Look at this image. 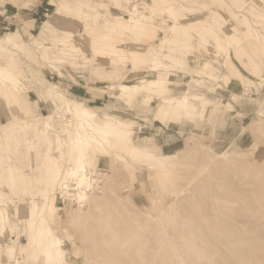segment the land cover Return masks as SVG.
<instances>
[{
    "label": "rangeland",
    "instance_id": "rangeland-1",
    "mask_svg": "<svg viewBox=\"0 0 264 264\" xmlns=\"http://www.w3.org/2000/svg\"><path fill=\"white\" fill-rule=\"evenodd\" d=\"M0 64V264H264V0H0Z\"/></svg>",
    "mask_w": 264,
    "mask_h": 264
},
{
    "label": "bare ground",
    "instance_id": "bare-ground-1",
    "mask_svg": "<svg viewBox=\"0 0 264 264\" xmlns=\"http://www.w3.org/2000/svg\"><path fill=\"white\" fill-rule=\"evenodd\" d=\"M58 2V1H57ZM153 6V5H152ZM58 7V6H57ZM145 7H147V6H145ZM149 8V7H148ZM152 8V7H151ZM146 10V9H145ZM156 11V10H155ZM137 12V11H136ZM159 13H161V12H159ZM136 16V15H135ZM87 18V17H86ZM131 18V17H130ZM132 19V18H131ZM131 21H133V20H131ZM135 21V20H134ZM127 24H128V22H126ZM130 23V22H129ZM132 24H134V25H139L138 24V22H131ZM125 25V24H124ZM130 25V24H129ZM152 25H153V23H152ZM113 26V25H112ZM112 26H110L109 28L111 29V28H113ZM155 26V25H154ZM129 27V26H128ZM114 29V28H113ZM126 29V28H125ZM124 29V30H125ZM115 30V29H114ZM117 30V29H116ZM138 30V29H137ZM121 31H123V30H121ZM113 32H115V31H113ZM96 33V32H95ZM104 33V32H103ZM106 33V32H105ZM116 33V32H115ZM107 34V33H106ZM110 35H111V33H109ZM109 34H107L108 36H109ZM124 34V33H123ZM113 35H115V34H113ZM116 35H118L117 33H116ZM121 35V34H120ZM239 41V40H238ZM243 43V42H242ZM86 44V43H85ZM256 44V43H255ZM252 45V44H251ZM244 46V45H243ZM77 48H79V47H74V49L75 50H78ZM251 52H249V54L250 55H252V54H254L255 53V46H252L251 48ZM248 50V49H247ZM231 66V65H230ZM230 69H232V67L230 68ZM229 70V69H228ZM238 70V69H237ZM231 71H233V69L231 70ZM0 72H1V74H4V75H6V76H8V77H11V76H14V74H13V72L6 66H4V67H2L1 66V64H0ZM236 72V71H235ZM234 74V73H233ZM233 74H232V76H233ZM1 77V76H0ZM3 78V77H2ZM13 83V82H12ZM12 86V85H11ZM15 86V85H14ZM14 86H13V89H15L14 88ZM19 86V85H18ZM17 89V88H16ZM18 90V89H17ZM4 92H5V95H4V97H6L7 99H12L13 100V102H17V99H18V97H17V95L16 94H14V92H13V90L10 88V86H8L7 85V88L4 90ZM61 101H62V99H61ZM70 103V102H69ZM69 112H70V110H69V107H68V109H67ZM76 109H74V111H75ZM95 111V110H94ZM77 113V110H76V112H75V114ZM85 113V112H84ZM87 114V113H86ZM78 115V114H77ZM88 116V115H87ZM77 117V116H76ZM89 117V116H88ZM43 118L48 122V121H50V117H46V116H43ZM97 116H96V114L95 113H92V114H90V119L92 120V122H94L95 121V127L96 128H94L95 129V135L94 136H92L91 137V139L89 138L90 137V135L91 134H93L94 133V131L91 133V134H85V135H83V133H82V131L80 132V133H77V134H75V135H77V136H80V139L79 138H77V139H75V140H73L72 141V144H71V146H70V149L72 150V151H76V150H78V158L79 159H77L78 160V162H76V163H78V165L75 167V169L74 168H70V169H67V171H65V174H61V169H60V165L58 164V162H57V160H56V158L53 160V166L57 169V177H58V179L60 180V177H61V175H63V177H62V180L60 181V182H73L74 180L76 181V182H74V184L75 185H77L76 187H75V189L73 190L74 192H77V194H76V196L78 195V198L80 199V202H82L81 200H83L84 198H85V194L83 193V192H81V193H78L79 192V190L82 188V186H83V188H85V187H88V186H90L91 184V182L89 183L88 182V178L89 177H87L86 176V174H84V172H87L86 170V167H87V164H88V159H87V157H86V155L84 154V152H90V151H95V150H99L100 148H102V147H104V146H110L111 148H114L113 146H112V143H111V140H112V138H111V136L113 135L112 133H110L109 131H107L108 130V123H107V120H98L99 118H97ZM78 119V118H77ZM85 120V119H84ZM88 120V119H87ZM49 123V122H48ZM85 123H86V120H85ZM89 123H90V121H89ZM88 123V124H89ZM47 124V123H46ZM80 124H82V122L80 123ZM81 126V125H80ZM47 127V126H46ZM83 127V126H82ZM81 128V127H80ZM85 128V127H84ZM87 128H89V127H87ZM46 129V128H45ZM45 129H44V135H46L45 134ZM50 129V128H49ZM53 129V128H52ZM90 129V128H89ZM93 130V129H92ZM84 132V131H83ZM74 135V136H75ZM83 135V136H82ZM71 137V139H73L72 138V136H70ZM70 137H69V139H70ZM76 138V137H75ZM136 138V137H135ZM148 142V138H147V136H145L144 134H142V136L139 138V139H137V140H135V145H139L141 142L142 143H145V142ZM146 144V143H145ZM140 147H142L143 145H139ZM95 154V153H94ZM70 158V157H69ZM72 158V157H71ZM4 169V168H3ZM6 169V168H5ZM153 170V169H152ZM6 171V170H5ZM83 172V173H82ZM15 173V172H14ZM16 177H17V175H16ZM10 178V177H9ZM15 178V177H14ZM14 178H12V179H14ZM11 179V180H12ZM19 180V179H18ZM18 180H16L15 179V181H18ZM11 182V181H10ZM16 183V182H15ZM18 184H19V182H18ZM64 184V183H63ZM20 185V184H19ZM61 185V184H60ZM16 186V185H15ZM60 188V187H59ZM67 188V187H66ZM66 188H63V190L64 189H66ZM18 190V189H17ZM66 190H70L69 188L68 189H66ZM85 191H87L86 190V188H85ZM63 193V192H62ZM70 193V192H69ZM18 194V193H17ZM71 196V195H70ZM35 200V199H34ZM33 201V200H32ZM55 200H54V198H49V200H48V202H44V206H42L41 208H38L37 207V205H33L34 206V208H31V209H28V214H29V216L30 217H37V216H40V217H44L45 216V213L48 211V212H50L51 214L52 213H58V207L55 205ZM85 202V201H84ZM86 202H87V200H86ZM6 214V213H5ZM31 219V218H30ZM2 220V219H1ZM41 220H43V219H41ZM29 223V222H28ZM41 224H42V222H41ZM7 226V225H6ZM42 226V225H41ZM4 232V231H3ZM43 232V231H42ZM50 233V232H49ZM37 234H38V232H37ZM50 235V234H49ZM36 236V235H35ZM37 238V237H36ZM39 241V240H38ZM52 241V240H51ZM52 243V242H51ZM38 245V244H37ZM41 245H42V243H41ZM53 247V246H52ZM44 248V247H43ZM42 248V249H43ZM46 249V248H45ZM42 253V252H41ZM45 253V252H44ZM48 253H51V252H48ZM43 254V253H42ZM46 254V253H45ZM48 256V255H47ZM2 260V259H1Z\"/></svg>",
    "mask_w": 264,
    "mask_h": 264
},
{
    "label": "built area",
    "instance_id": "built-area-1",
    "mask_svg": "<svg viewBox=\"0 0 264 264\" xmlns=\"http://www.w3.org/2000/svg\"><path fill=\"white\" fill-rule=\"evenodd\" d=\"M100 172V171H99ZM93 178H95V181H93L92 182V184L90 185V186H88V187H85L86 188V192H89V191H92L97 185H99V183L101 182V180H102V174H101V172L100 173H93ZM94 180V179H93ZM70 188V190H66V189H64L63 190V193L65 194H67L68 192H71V194H72V202H76V203H79V198H78V196H75V194H77V192H74L73 190L75 189V187H72L71 185L69 186ZM85 188H84V190H85ZM76 190V189H75ZM69 194V193H68ZM60 197H61V199L63 200V202H65V200H64V198L60 195Z\"/></svg>",
    "mask_w": 264,
    "mask_h": 264
},
{
    "label": "crops",
    "instance_id": "crops-1",
    "mask_svg": "<svg viewBox=\"0 0 264 264\" xmlns=\"http://www.w3.org/2000/svg\"><path fill=\"white\" fill-rule=\"evenodd\" d=\"M89 94L93 95V92H89ZM36 105H37V104H36ZM36 105H33V108H34Z\"/></svg>",
    "mask_w": 264,
    "mask_h": 264
}]
</instances>
